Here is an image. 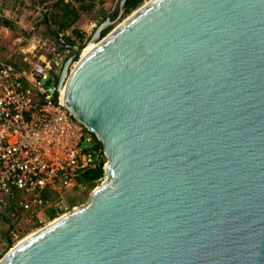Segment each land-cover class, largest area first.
<instances>
[{
	"label": "water",
	"instance_id": "obj_1",
	"mask_svg": "<svg viewBox=\"0 0 264 264\" xmlns=\"http://www.w3.org/2000/svg\"><path fill=\"white\" fill-rule=\"evenodd\" d=\"M125 3L61 40L55 88L106 179L0 264H264V0H151L101 38Z\"/></svg>",
	"mask_w": 264,
	"mask_h": 264
},
{
	"label": "built area",
	"instance_id": "obj_2",
	"mask_svg": "<svg viewBox=\"0 0 264 264\" xmlns=\"http://www.w3.org/2000/svg\"><path fill=\"white\" fill-rule=\"evenodd\" d=\"M62 60L42 55L24 66L0 60V214L12 221L41 224L51 208L60 216L79 176L107 157L64 105L61 90L55 97Z\"/></svg>",
	"mask_w": 264,
	"mask_h": 264
},
{
	"label": "rangeland",
	"instance_id": "obj_3",
	"mask_svg": "<svg viewBox=\"0 0 264 264\" xmlns=\"http://www.w3.org/2000/svg\"><path fill=\"white\" fill-rule=\"evenodd\" d=\"M0 2L4 7V12L0 16V55L3 58L11 57L18 65L24 66L28 65L30 59L36 60L42 55L48 58L60 55L62 62H65L74 52L65 47L61 40L70 45L85 43L107 16L111 20L117 18L120 0L116 1L115 9L110 11L108 9L115 0H0ZM144 3L145 0H141L135 7H129L127 2L122 18L105 28L101 32V38ZM63 24L65 27L60 28ZM67 39L74 43H69ZM25 56H29V60H26ZM52 84L45 83L47 87ZM106 162L107 157L101 163L103 168ZM105 179L106 174L99 179L80 182L74 190L68 191L64 195L63 209H59L60 215L86 203L91 192ZM55 211V208H51L50 218L41 224L12 221L8 220V216L4 219L0 217V259L28 233L37 232L58 217ZM12 230L17 232V236Z\"/></svg>",
	"mask_w": 264,
	"mask_h": 264
},
{
	"label": "trees",
	"instance_id": "obj_4",
	"mask_svg": "<svg viewBox=\"0 0 264 264\" xmlns=\"http://www.w3.org/2000/svg\"><path fill=\"white\" fill-rule=\"evenodd\" d=\"M139 1H141V0H129V1H128L129 7H135V6L138 4ZM70 24H73V23H70ZM70 24H69V25H70ZM64 27H65V24L61 25L60 28H64ZM57 32H58V31H57ZM67 41H68L69 43H74V41H72V40H68V39H67ZM91 134H92V136H93L95 142H97V145L100 146V147H103L102 142L97 138V136H96L94 133H92V132H91ZM103 175H105V171H104V168L100 165V166H98V167L91 168V169H88V170H86L85 172H83V173L79 176L78 180H79V182H82V183H83V182H87V181H92V180H95V179H99V178H101ZM52 215H53V213H52ZM0 217H3V219H4V218L7 217V215L1 213V214H0ZM9 219L11 220L10 217H8V220H9Z\"/></svg>",
	"mask_w": 264,
	"mask_h": 264
},
{
	"label": "bare ground",
	"instance_id": "obj_5",
	"mask_svg": "<svg viewBox=\"0 0 264 264\" xmlns=\"http://www.w3.org/2000/svg\"><path fill=\"white\" fill-rule=\"evenodd\" d=\"M151 0H145V3L143 4V5H146L147 3H149ZM141 7V6H140ZM140 7H138L136 10H134L130 15H132L133 13H135L136 11H138V9L140 8ZM127 11V10H126ZM127 19V18H126ZM122 22V21H121ZM18 44V43H17ZM98 43L97 42H94V41H91V42H89V43H87V44H85V46H84V48L79 52V54L80 55H86L91 49H93L96 45H97ZM10 47V46H9ZM61 93H62V100H63V97H64V87L61 89ZM77 207V206H76ZM67 212H65V213H63V214H61L60 216H62V215H65ZM60 216H58V217H60ZM58 217H56L55 219H57ZM54 219V220H55ZM54 220H51L50 222H49V224L50 223H52ZM45 225V224H44ZM48 225V224H47ZM39 230V229H38ZM36 232V231H35ZM34 234V232H32V233H28V235H26L23 239H20L18 242H22V241H24L25 239H27L28 237H30L31 235H33Z\"/></svg>",
	"mask_w": 264,
	"mask_h": 264
},
{
	"label": "crops",
	"instance_id": "obj_6",
	"mask_svg": "<svg viewBox=\"0 0 264 264\" xmlns=\"http://www.w3.org/2000/svg\"><path fill=\"white\" fill-rule=\"evenodd\" d=\"M116 1H118V0H115L114 4H112V5L109 7V9H108L109 11L112 10L113 8L115 9ZM114 9H113V10H114ZM0 60L8 61V57L3 58V57L0 55ZM11 60H12V59H11Z\"/></svg>",
	"mask_w": 264,
	"mask_h": 264
},
{
	"label": "flooded vegetation",
	"instance_id": "obj_7",
	"mask_svg": "<svg viewBox=\"0 0 264 264\" xmlns=\"http://www.w3.org/2000/svg\"><path fill=\"white\" fill-rule=\"evenodd\" d=\"M120 1H121V0H120ZM128 1H129V0H126V3H127ZM126 3H125V4H126ZM119 4H120V3H119ZM109 18H110V17H109Z\"/></svg>",
	"mask_w": 264,
	"mask_h": 264
},
{
	"label": "clouds",
	"instance_id": "obj_8",
	"mask_svg": "<svg viewBox=\"0 0 264 264\" xmlns=\"http://www.w3.org/2000/svg\"><path fill=\"white\" fill-rule=\"evenodd\" d=\"M90 132V131H89Z\"/></svg>",
	"mask_w": 264,
	"mask_h": 264
}]
</instances>
